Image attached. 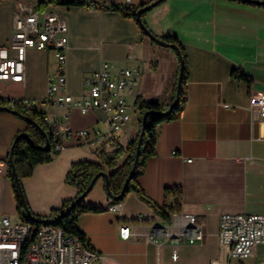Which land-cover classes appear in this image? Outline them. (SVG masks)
Returning <instances> with one entry per match:
<instances>
[{
  "label": "crops",
  "instance_id": "0c3cea01",
  "mask_svg": "<svg viewBox=\"0 0 264 264\" xmlns=\"http://www.w3.org/2000/svg\"><path fill=\"white\" fill-rule=\"evenodd\" d=\"M86 1L129 7L147 2ZM46 10L62 16L67 23V94L76 99L83 97L85 78L106 62L113 71L140 70L139 92L128 96V102H135L137 96L158 101L163 107L171 102L179 71L174 49H160L148 37H141L137 24L117 12L57 4ZM144 20L154 35L177 38L186 55L188 74L184 82L187 100L180 118L159 125L155 155L147 159L138 183L159 206L177 201V209L169 215L195 214L204 238L190 245L121 239L118 227L137 214L156 222L163 219L133 192L113 205L116 210L108 212L107 224L84 222L85 216L98 213L88 212L78 217L77 227L85 234L90 248L105 258L104 264H210L214 260L220 264H264V243L257 244L250 257L227 262L218 241L222 214L264 215V120L250 107V96L264 92V7L230 0H164L151 8ZM55 66L52 54L31 49L26 55L23 82L0 83L14 84L20 91L8 98L41 100ZM39 108L49 122H60L72 130L86 129L93 134L108 131V115L103 111L81 113L46 104H39ZM25 128L22 118L0 110V216L14 221L18 216L7 177V158L13 138ZM139 130L130 120L113 136L124 146ZM122 137L124 144L120 142ZM97 147L67 138L61 141L60 150L50 162L35 165L31 175L22 179L31 212L47 216L64 201L73 199L78 190L65 183L66 173L72 162L98 161L93 154ZM126 157L123 154L118 164ZM102 167L106 173L113 171ZM167 188L170 193H166ZM92 192L96 200L93 206L101 205L97 201L109 203L102 177L96 180ZM93 264H101V260Z\"/></svg>",
  "mask_w": 264,
  "mask_h": 264
},
{
  "label": "built area",
  "instance_id": "2783aa9c",
  "mask_svg": "<svg viewBox=\"0 0 264 264\" xmlns=\"http://www.w3.org/2000/svg\"><path fill=\"white\" fill-rule=\"evenodd\" d=\"M126 2L129 4L130 0ZM66 45L67 23L62 16L50 10H36L35 2L14 0L11 36L7 44H0V82H23L27 52L31 49L49 50L56 66L47 78L45 96L41 100L9 98L11 104L19 101L26 107L46 104L77 109L81 113L95 110L107 113L108 131L94 134L86 129L72 130L60 122H49L44 116L52 129L56 151L60 150L61 141L67 138L97 147L128 125L135 107L127 97L137 95L142 75L138 68L113 71L108 63L103 62L85 78L86 94L76 99L65 91ZM250 107L256 111L258 118L264 120V92L250 96ZM110 209L115 211L116 206H110ZM161 220L156 222L137 214L129 223L118 227L119 237L153 244L190 245L203 241L204 231L195 214L172 212L168 218ZM218 241L224 248L227 262L250 257L256 245L264 243V215L222 214L218 222ZM104 259L101 254L86 247L76 235L50 223L44 221L32 226L30 223L12 221L6 215L0 216V264H93L96 260L104 264ZM210 264L220 262L214 260Z\"/></svg>",
  "mask_w": 264,
  "mask_h": 264
},
{
  "label": "trees",
  "instance_id": "16d2710c",
  "mask_svg": "<svg viewBox=\"0 0 264 264\" xmlns=\"http://www.w3.org/2000/svg\"><path fill=\"white\" fill-rule=\"evenodd\" d=\"M153 1L155 0H147V2H144L137 7H129L121 4H104L86 0L35 1L36 10L39 11L45 10L51 4H57L84 7L94 6L98 10L117 12L121 17L132 19L137 24L141 37H148L137 20L136 13L138 10L142 9L139 18L145 30L154 38L163 39L167 43L174 44L178 48L183 62V73L178 100L171 111L167 112V109L175 98L176 89L171 102L166 107H163L158 101H146L140 96L136 97L134 102L135 110L139 111L141 116L146 111H151L152 113L146 117L145 132L142 137L139 156L125 189L122 191L123 184L129 176L133 166L138 134L133 140H129L124 146L119 144L117 136H112L103 140L100 145L93 150V154L97 157L98 161L80 160L72 162L64 181L67 185L76 188L78 192L73 199L64 201L59 208L52 209L47 216H39L31 212L23 191L22 179L31 175L32 169L35 165L50 162L53 159V156L58 153V151L54 149L56 142L53 139L52 129L44 120L45 113L39 108V106L26 107L19 101L11 104L9 98L0 96V106L4 107L5 110L11 112L14 111V114L26 122L25 130L15 135L13 138L7 158L9 164L7 177L11 182L16 204V213L21 222L37 226L40 222L45 221L61 228L66 233L76 235L86 247L90 248L85 234L77 227V219L81 214L88 212H102L103 209L85 204L83 202L84 198L79 199V196L87 188L92 178L97 173L104 171L102 166L113 169L112 172L108 173L107 187L104 186L105 192L110 199L109 206L120 203L128 193L133 192L139 197V199L146 202L156 215L163 219L168 218L169 212L177 209V201L172 205L165 204L159 206L144 194L143 189L138 183V178L145 172L147 159L155 155V143L157 140V129L159 125L164 122L179 119L187 100L184 82L187 79L188 71L186 55L181 43L174 36L166 35L158 37L154 35L145 23L144 17L151 8L145 9L144 7ZM163 1L164 0L161 2ZM230 1L264 7V3H244L240 0ZM257 1L264 2V0ZM150 40L154 42L152 39ZM23 133L27 134L28 137L20 136V134ZM46 141L48 142V148L47 150H44L43 147L45 146ZM123 154H127V157L124 162L119 165L118 161ZM14 174L19 182V190L16 186ZM165 191L166 193H170V189L168 188ZM111 196L116 198L112 199Z\"/></svg>",
  "mask_w": 264,
  "mask_h": 264
},
{
  "label": "rangeland",
  "instance_id": "374dc122",
  "mask_svg": "<svg viewBox=\"0 0 264 264\" xmlns=\"http://www.w3.org/2000/svg\"><path fill=\"white\" fill-rule=\"evenodd\" d=\"M29 1L35 2L36 0H29ZM13 2H14V0H0V44H2V45L7 44L8 40L10 39V36H11V12H12V7H13ZM159 47H160V49H163L166 51H167V49H173L172 47H168V46L165 47V46L159 45ZM45 52H47L49 54V56H51V53L49 50H46ZM150 74L153 75L154 71L150 70ZM19 92L20 91L17 88H15L14 84H2V83H0V93L6 95L7 97H5V98L14 96L15 94H19ZM141 117L142 116L139 113V111L134 110L132 112V115H131V122H135L137 127L140 128ZM123 140H124V138L120 141L122 144H124ZM99 178H101V177H99ZM92 189H93V187L91 188L89 193L83 199V202L87 205H92V203L96 202V200L94 198L95 192H92ZM106 195H105V197H108ZM99 197H97L96 199L98 200ZM97 202H99L101 204L97 208H101V209H103V211L98 212L97 216H85L83 218V221L86 223H90V221L93 220L94 221L93 223L107 224V221L109 220V217H110V214H108V212L112 213V211L110 210V206L108 205L109 203H104L103 201H97ZM109 202H110V199H109ZM12 221H14V220L12 219ZM15 221H20V220L17 217V219ZM222 264H225V262H223Z\"/></svg>",
  "mask_w": 264,
  "mask_h": 264
},
{
  "label": "water",
  "instance_id": "95a60500",
  "mask_svg": "<svg viewBox=\"0 0 264 264\" xmlns=\"http://www.w3.org/2000/svg\"><path fill=\"white\" fill-rule=\"evenodd\" d=\"M162 0H155L149 4H147L144 8L145 9H148V8H153L155 7L157 4H159ZM241 2H244V3H264L263 1L259 2L257 0H240ZM142 10V9H141ZM141 10H138L136 15H137V20L140 24V26L142 27V29L144 30V32L148 35V37L150 39H152L156 44L158 45H161V46H168V47H172L176 54H177V57L179 59V71H178V76H177V82H176V93H175V98L172 102V104L169 106V108L167 109V112L171 111L174 104H176L177 100H178V94H179V90H180V86H181V79H182V73H183V62L181 60V57H180V54H179V50L178 48L174 45V44H169L167 43L166 41H164L163 39H160V38H154L151 34H149L145 28L143 27L141 21H140V13H141ZM0 110H5L4 107L0 106ZM12 113H15L14 111ZM152 112L151 111H146L143 113L142 115V119H141V128H140V132L138 133V139H137V144H136V148H135V154H134V162H133V166H132V169H131V172L129 174V176L127 177V179L125 180L124 184H123V187H122V191L125 189V186L127 185V183L129 182L130 180V177H131V173L135 167V163L138 159V156H139V150H140V146H141V141H142V137L144 135V132H145V120H146V117L148 115H150ZM20 136H24V137H28L27 134L23 133V134H20ZM48 148V142L46 141V144L45 146L43 147L44 150H47ZM12 171H13V168H12ZM14 177H15V182H16V186L19 190V182L17 180V177L15 176L14 174ZM98 177H102L104 179V186L107 187V181H108V173L102 171V172H99L97 173L91 180V182L89 183V185L87 186V188L80 194L79 196V199H82L84 198L87 193L91 190V188L93 187V185L95 184L96 180L98 179ZM112 199L116 198L114 196H111Z\"/></svg>",
  "mask_w": 264,
  "mask_h": 264
}]
</instances>
